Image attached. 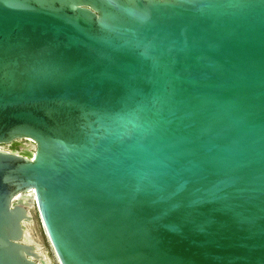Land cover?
Returning <instances> with one entry per match:
<instances>
[{"label": "water", "instance_id": "water-1", "mask_svg": "<svg viewBox=\"0 0 264 264\" xmlns=\"http://www.w3.org/2000/svg\"><path fill=\"white\" fill-rule=\"evenodd\" d=\"M25 140L0 264H47L32 207L59 264H264V0H0V148Z\"/></svg>", "mask_w": 264, "mask_h": 264}, {"label": "rangeland", "instance_id": "rangeland-1", "mask_svg": "<svg viewBox=\"0 0 264 264\" xmlns=\"http://www.w3.org/2000/svg\"><path fill=\"white\" fill-rule=\"evenodd\" d=\"M23 144H26V142H23ZM28 144V143H27ZM26 144V145H27ZM27 147H30V145H27ZM2 150L10 151V152H20L21 149L18 147H13L11 145L2 146ZM31 214L33 215L34 222L28 226L29 236L30 238L40 245V252L43 256V260L47 264H59L54 250L49 243V240L45 234V231L43 229V225L39 218V213L37 211L36 207H32L30 209Z\"/></svg>", "mask_w": 264, "mask_h": 264}, {"label": "bare ground", "instance_id": "bare-ground-1", "mask_svg": "<svg viewBox=\"0 0 264 264\" xmlns=\"http://www.w3.org/2000/svg\"><path fill=\"white\" fill-rule=\"evenodd\" d=\"M23 142H26L27 145H30V147L25 146L26 144H23ZM11 146L13 147H18L21 149L20 152H17L18 154L25 155V156H32L35 150V145L33 142L25 140V141H17L16 143L12 144ZM2 149V148H0ZM30 209V208H29ZM32 224V223H31ZM30 223H25V226L27 227L26 231V237L24 239L25 244H30V245H35L37 248L38 252H40V245L34 242L30 236H29V231H28V226L31 225ZM41 253V252H40Z\"/></svg>", "mask_w": 264, "mask_h": 264}, {"label": "flooded vegetation", "instance_id": "flooded-vegetation-1", "mask_svg": "<svg viewBox=\"0 0 264 264\" xmlns=\"http://www.w3.org/2000/svg\"><path fill=\"white\" fill-rule=\"evenodd\" d=\"M25 146H27V145H25Z\"/></svg>", "mask_w": 264, "mask_h": 264}]
</instances>
